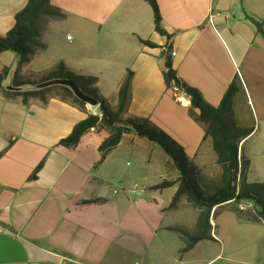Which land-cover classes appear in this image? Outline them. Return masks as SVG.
Here are the masks:
<instances>
[{
  "label": "crops",
  "instance_id": "crops-1",
  "mask_svg": "<svg viewBox=\"0 0 264 264\" xmlns=\"http://www.w3.org/2000/svg\"><path fill=\"white\" fill-rule=\"evenodd\" d=\"M49 1L63 16L42 17L45 47L20 68V76L39 80L62 60L74 71L96 76L99 93L116 108L120 83L130 70V100L122 118H147L180 144L204 174L208 168L219 171L210 139L189 115V97L166 87L163 61L169 57L176 75L213 106L237 78L235 120L242 126L254 122L240 142L249 160L246 181H264V0H156L165 33L155 29L146 0ZM26 2L0 0V35L13 26ZM210 9L232 15L210 22ZM7 52H0V69L9 68L6 88L17 67L13 52L10 63L3 61ZM91 110L51 96L46 102L29 97L24 104L20 96L0 93V264H118L116 254L132 253L126 226L131 217L122 214L123 198L114 184H120L124 172L121 151L139 149L147 160L154 154L167 172L177 176V171L159 145L132 132L124 133L97 165L105 130L89 129L75 147L58 145ZM176 189L177 183L160 191H170V202ZM252 223L264 229V222Z\"/></svg>",
  "mask_w": 264,
  "mask_h": 264
},
{
  "label": "trees",
  "instance_id": "trees-1",
  "mask_svg": "<svg viewBox=\"0 0 264 264\" xmlns=\"http://www.w3.org/2000/svg\"><path fill=\"white\" fill-rule=\"evenodd\" d=\"M146 2L152 8L155 29L165 33L160 26L161 17L156 0H146ZM62 16L60 8L53 6L49 0H27L26 4L15 13L13 26L4 35H0V52L13 51L17 56V67L12 74L9 89L3 85L9 68L3 66L0 69V93L7 98L20 96L24 104L27 103L29 97H36L46 102L51 96L84 109L86 103L78 99L65 85L33 87V84L49 78L64 77L72 80L80 90L96 99L97 109L101 116L89 112L85 118L74 124L69 134L58 141V145L75 147L81 136L89 129L105 130L107 135L98 145L99 158L96 165L106 158L124 133L132 132L159 145L169 156L171 165L177 171V177L175 179L163 178L151 187L162 190L177 183V189L172 195L168 208H175L178 201L183 198L197 212L194 226L191 229L177 225L168 226V229L174 231L183 242V246L179 249L180 252L189 251L201 240L213 239L210 218H214L219 209L225 205L248 221L264 222V181H246L249 160L242 153L240 142L252 132L253 124L242 126L235 120L233 100L239 91L237 78L229 84L220 103L213 106L204 100L197 88L188 85L176 75L169 57L163 61L162 76L166 87L173 88L176 92L182 91L189 97L188 113L196 122L202 124L204 138L210 139L211 148L215 154V163L219 167L217 181L212 182L206 180L202 168L187 156L180 144L147 118H122L130 100L132 80L130 70L120 83L116 108H112L99 93L96 76L74 71L62 60L49 67L39 80H30L20 76V68L30 61L36 50L45 47L40 40L42 17L59 18ZM140 41L147 45H155L148 40L141 39ZM3 152L4 150L0 152V155ZM41 166L42 161L34 168L30 178H35ZM244 201L251 202L254 208H240L238 205Z\"/></svg>",
  "mask_w": 264,
  "mask_h": 264
},
{
  "label": "rangeland",
  "instance_id": "rangeland-1",
  "mask_svg": "<svg viewBox=\"0 0 264 264\" xmlns=\"http://www.w3.org/2000/svg\"><path fill=\"white\" fill-rule=\"evenodd\" d=\"M12 52L8 50L3 54V61L10 63ZM243 113L246 116L250 115V111ZM253 123L251 119V124ZM91 134L96 138L102 137V133ZM141 152L139 149H133L131 154L124 149L119 157L124 168V172L120 174L122 184L116 181L114 184L118 196L123 198L122 214L131 217L126 220L129 223L126 226L132 233V253L116 254L118 264L264 263V229L251 227L252 221L238 216L227 205L219 209L214 218H210L214 238L201 240L191 250L180 252L183 242L174 231L166 227L177 225L191 229L197 212L183 198L178 201L175 208H168L170 191H160L150 186L167 178V175L171 179L176 178V173L173 174L170 169L167 172L154 154L149 160L146 158L147 155L142 159ZM206 171L209 173H203L206 180L216 182L219 171L217 173L213 168ZM245 203L249 204L244 207L245 209L254 208L252 203L248 201Z\"/></svg>",
  "mask_w": 264,
  "mask_h": 264
},
{
  "label": "water",
  "instance_id": "water-1",
  "mask_svg": "<svg viewBox=\"0 0 264 264\" xmlns=\"http://www.w3.org/2000/svg\"><path fill=\"white\" fill-rule=\"evenodd\" d=\"M54 84H61V85H65L69 87L72 90L73 94L78 99L82 100L90 107H95L98 104L96 99L93 96L84 93L82 90L78 88V86H76V84L72 80L68 78H64V77L49 78V79L33 84V87L43 88V87H47V86L54 85ZM7 87L10 88L9 85ZM31 264H38V263H31Z\"/></svg>",
  "mask_w": 264,
  "mask_h": 264
},
{
  "label": "built area",
  "instance_id": "built-area-1",
  "mask_svg": "<svg viewBox=\"0 0 264 264\" xmlns=\"http://www.w3.org/2000/svg\"><path fill=\"white\" fill-rule=\"evenodd\" d=\"M232 15V12L228 11V10H224V11H213L212 9H210V12L208 14V19L209 21L211 22L213 19L214 16H224V17H229ZM175 52L174 51H171V54L173 55ZM98 107V104L95 106V107H92V110L90 111L91 113H96L98 114L99 116H101V113L98 111L97 109ZM115 192V190H114Z\"/></svg>",
  "mask_w": 264,
  "mask_h": 264
}]
</instances>
